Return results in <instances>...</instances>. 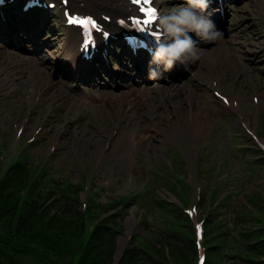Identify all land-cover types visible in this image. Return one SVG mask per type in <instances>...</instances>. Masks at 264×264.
Returning <instances> with one entry per match:
<instances>
[{"label": "rangeland", "instance_id": "obj_1", "mask_svg": "<svg viewBox=\"0 0 264 264\" xmlns=\"http://www.w3.org/2000/svg\"><path fill=\"white\" fill-rule=\"evenodd\" d=\"M252 10L253 33L264 41V0ZM237 55L226 47L196 89L185 85L170 102L158 97L129 110L114 98L84 111L51 65L0 42V178H14L4 195L16 205L0 222L6 264H197L200 246L218 262L221 248L256 258L241 241L246 230L264 229V159L256 160L264 75L248 68L249 54ZM211 87L229 97L226 109ZM190 106L201 115L193 124L206 123L188 142L169 117ZM134 129L147 137L124 146ZM73 188L81 206L68 208L59 200Z\"/></svg>", "mask_w": 264, "mask_h": 264}, {"label": "clouds", "instance_id": "obj_2", "mask_svg": "<svg viewBox=\"0 0 264 264\" xmlns=\"http://www.w3.org/2000/svg\"><path fill=\"white\" fill-rule=\"evenodd\" d=\"M208 7L209 0H187L186 5L173 7L167 13L155 8L154 22L160 36L148 63L149 80L158 79L177 64L187 70L188 65L199 61L205 51L197 49L198 42L213 43L221 38L215 22L203 14ZM190 33H195L198 39Z\"/></svg>", "mask_w": 264, "mask_h": 264}, {"label": "trees", "instance_id": "obj_3", "mask_svg": "<svg viewBox=\"0 0 264 264\" xmlns=\"http://www.w3.org/2000/svg\"><path fill=\"white\" fill-rule=\"evenodd\" d=\"M19 176H20V173H19ZM13 179L14 178L12 176L10 177V175H7L5 180L3 179V181L0 183V221L4 220L5 215H3V212L9 213L11 212L12 209L16 208V205H14L15 200L11 202L13 198L12 197L10 198L4 195V194H7V192L13 193V191L9 189V188H12L10 181H13ZM18 202L20 201L18 200ZM65 205L69 206L68 208H72V205L76 206V208L79 206V204H76L75 200L72 198H69V200L66 202ZM101 228H102V231H104L105 229L109 227L107 225H102ZM110 232L113 233L114 231L110 230ZM257 232L258 231L256 229L246 230L243 235L245 238L244 242H245L246 247L250 251L256 252L263 256L262 258L258 260H250V262L252 264H264V238H261L260 233L259 232L257 233Z\"/></svg>", "mask_w": 264, "mask_h": 264}, {"label": "bare ground", "instance_id": "obj_4", "mask_svg": "<svg viewBox=\"0 0 264 264\" xmlns=\"http://www.w3.org/2000/svg\"><path fill=\"white\" fill-rule=\"evenodd\" d=\"M72 2L73 3H76L77 0H72ZM96 2H98V1H96ZM130 8H131V5L129 3H127V1H126L125 2V6H124L123 9L126 10V11H128ZM175 94H177V93H175ZM170 96H171V94H170ZM219 105L221 106V108L225 109L226 104L223 101H220L219 102ZM194 109L195 108H193L192 106H190L189 107V110H187L186 112H184L182 114V116L178 117L176 120H174V119H172V118L169 117V125L171 126V128H173L174 130H179L180 133L182 134V136L185 138V140L187 139L188 142L191 141V139H193V137H194L195 134H197L196 133V130H202L204 128V126H205V123H206L205 119L204 120L201 119L198 122V124H196V123L193 124V121H195L196 118H198L199 116H201V115H199V113L197 112V110H194ZM199 112H202V110L199 109ZM205 117L206 116H204V118ZM137 130L138 131H136V129H134L133 131H131V133H129L126 136L125 141H124L125 142L124 146H126V147H129L130 145L133 146V144L135 143L134 139L139 138V143H140L145 136L147 137L146 131H144L143 129H137Z\"/></svg>", "mask_w": 264, "mask_h": 264}, {"label": "snow or ice", "instance_id": "obj_5", "mask_svg": "<svg viewBox=\"0 0 264 264\" xmlns=\"http://www.w3.org/2000/svg\"><path fill=\"white\" fill-rule=\"evenodd\" d=\"M134 4L141 5L140 11L144 13V18L141 20L139 18H133L132 23L136 27V29L140 32L147 31L148 28L152 25L155 20V7L152 6V0H143V4H141V0H133ZM69 22L77 23L84 27L86 32V39L83 44V48L86 51L89 44L94 45V41L91 39V30L96 29L100 31L99 27L97 26L96 21L91 17L86 18H78V17H69ZM123 24L124 21H121ZM107 36V33H104ZM152 35H158L157 33L153 32Z\"/></svg>", "mask_w": 264, "mask_h": 264}]
</instances>
